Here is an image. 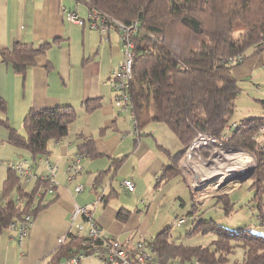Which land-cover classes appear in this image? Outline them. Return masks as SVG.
Here are the masks:
<instances>
[{
  "label": "trees",
  "instance_id": "obj_1",
  "mask_svg": "<svg viewBox=\"0 0 264 264\" xmlns=\"http://www.w3.org/2000/svg\"><path fill=\"white\" fill-rule=\"evenodd\" d=\"M88 13L95 12L108 26L122 35V27L135 25L130 34L132 49V78L127 92L131 113L137 129L151 122L165 124L179 140L182 148L174 154L166 153L169 164L161 177L169 180L180 174L178 161L185 148L198 133L210 134L221 141L225 149H238L251 154L255 167L251 187L264 192V143L259 137L264 131V97L257 100L262 114L243 117L231 126V117L240 92L233 69L244 60L264 50V0H81ZM121 41V39H120ZM15 41L9 48L0 49V60L23 76L35 63L38 53L49 48ZM86 110L99 105L98 99L87 100ZM7 104L0 96V125L7 130L6 141L26 150L34 162L46 155L48 142L60 140L68 133V126L77 113L70 105L30 109L23 117L21 130L10 124L5 116ZM233 127V128H231ZM231 129L226 134L224 130ZM77 149L89 157L97 156L93 140L81 137ZM122 159L111 162L115 172ZM35 172V171H34ZM110 169L99 173L93 188L100 185ZM36 174V173H35ZM36 174L33 185L26 189L17 172L8 168L0 188V232L23 224L29 215L31 223L38 212L52 203L57 195L46 191L47 181ZM192 187L198 191L200 187ZM200 188V189H198ZM200 192V191H199ZM216 197L225 201L230 213L229 192ZM194 198V195H192ZM194 212L189 215L194 216ZM126 209H119L117 217L125 221ZM262 217V216H260ZM169 227L151 239H145L151 255L160 264H224L237 248L243 250L236 264H264V235L243 226L231 230L215 221H199L190 233L213 232L216 237L210 246H185L170 239ZM102 238L69 229L58 246L45 258L44 264H58L78 255H93L102 246Z\"/></svg>",
  "mask_w": 264,
  "mask_h": 264
},
{
  "label": "crops",
  "instance_id": "obj_2",
  "mask_svg": "<svg viewBox=\"0 0 264 264\" xmlns=\"http://www.w3.org/2000/svg\"><path fill=\"white\" fill-rule=\"evenodd\" d=\"M66 10L75 11L82 24L69 21ZM88 14L81 0H0V49L15 41L35 46L50 43L23 76L0 60V96L7 104L5 116L10 124L20 130L30 109L70 105L77 113L67 135L50 140L46 155L34 162L26 150L6 141L7 130L0 125V188L11 161L26 158L37 175L47 172L46 158L57 164L56 199L38 212L23 233L18 224L0 232V264H44L59 240L81 221L80 216L73 218L75 206L90 205L101 235L135 243L155 236L147 237L153 204L163 203L173 190L174 199L185 204L172 178L161 177L169 164L166 153L172 155L182 148L179 140L160 122L137 129L130 109L115 104L111 73L124 58L120 31L114 26L105 32L92 28ZM233 74L241 81L239 93H251L242 80L249 77L255 81L264 74V50L236 66ZM255 86L257 96L264 97V81ZM93 99H98L99 105L86 110L85 102ZM79 136L93 140L97 156L89 157L77 149L82 141ZM77 158L80 171L69 180L68 166ZM115 159L122 161L113 172L110 166ZM108 169L110 173L95 190L97 175ZM34 179L25 181L33 185ZM125 179L134 183L133 191L122 185ZM186 182L192 189L190 181ZM78 183L83 184L80 191L76 190ZM119 209L129 211L125 221L118 219Z\"/></svg>",
  "mask_w": 264,
  "mask_h": 264
},
{
  "label": "rangeland",
  "instance_id": "obj_3",
  "mask_svg": "<svg viewBox=\"0 0 264 264\" xmlns=\"http://www.w3.org/2000/svg\"><path fill=\"white\" fill-rule=\"evenodd\" d=\"M82 6L83 9L84 5L82 4ZM83 13L85 14V10ZM243 79L242 81H246V89L253 91L248 94L246 91L239 93L240 95L238 94L235 110L231 117V126L233 123L238 124L243 117L262 114L260 105L255 100L256 97L261 98L260 95L257 96V93H255V85L259 81H264V74L255 81L249 80V77ZM240 83L241 81L238 82V85ZM224 132L228 134L231 129L225 128ZM259 137L264 143V131L260 133ZM216 139L219 143L210 140L203 144V140H201L198 148L193 150L194 153L193 151L192 155L190 153V157L184 152L179 159L178 169L185 180L178 174L171 178L174 187L178 190V195L184 199L185 204L182 205L180 199H174V190L172 195L169 194L164 199L163 203L153 204L155 210L151 220H148L147 237L154 236L170 226V239L174 242L182 243L185 246H210L216 237L213 232L187 234L194 224L208 220H213L219 226L231 230L248 226L253 231L264 235V192H259L255 187H251L252 180L249 178L243 181H240L241 179H230L254 168L255 160L246 151L221 147V141L218 138ZM51 143L52 141H49V144ZM242 156H245L246 162L241 161ZM183 162L187 166H183ZM186 179L188 182L190 181V184L201 186L202 192L192 190ZM228 179L230 180L228 181ZM30 182L21 179L24 188H30L32 185ZM228 191L229 202L233 204L229 205L230 213L226 212L224 204L226 206L227 204L225 201L220 200L219 203H216V197L212 196ZM206 193L210 195H206ZM192 195H194V198ZM191 211L195 213L194 216L189 215ZM179 219H183V222L179 223ZM242 257L243 250L237 248L224 264H236L235 261H241ZM80 262L101 264L94 254L82 256ZM172 264L179 263L174 261Z\"/></svg>",
  "mask_w": 264,
  "mask_h": 264
},
{
  "label": "built area",
  "instance_id": "obj_4",
  "mask_svg": "<svg viewBox=\"0 0 264 264\" xmlns=\"http://www.w3.org/2000/svg\"><path fill=\"white\" fill-rule=\"evenodd\" d=\"M66 17L71 22H76L82 24V20L78 17L75 11L66 10ZM88 19L90 26L92 28H98L101 31H106L109 26L106 24L104 18H100L95 12L88 14ZM135 31V25L131 27H122L120 36L121 43L124 47V58L119 67L115 68L111 75V85L113 90L116 91L115 104L118 107L131 109L130 96L127 92L129 82L132 78L131 64H132V49L133 43L130 40V34ZM264 44V41H263ZM203 140V144H206L207 141H214L219 143V141L211 136L210 134L198 133L194 139L189 143L185 148L187 156L194 153V149L198 148L199 143ZM193 151V153H192ZM190 155V156H191ZM189 156V157H190ZM47 163V172L39 176L40 179L47 181L46 191L48 193H53L56 187L55 173L57 170V164L50 163L48 158H46ZM183 166H187L183 162ZM8 167L21 177V179L29 180L31 178H36V174L32 168L31 163L26 158H19L8 163ZM69 176L68 179L72 180L77 172L80 171L78 165V158L72 162L69 166ZM122 185L128 190H134V183L125 179L122 181ZM193 187H199L198 185L191 184ZM201 187V186H200ZM83 188V184L78 183L76 185V190L80 191ZM98 201V200H97ZM93 205V204H92ZM90 205L85 206H75L73 218L77 216L81 217V221H77L73 224L74 228L78 232L86 231V234L93 238H102V246L94 251V255L98 257L101 264H160L156 260L147 247V242L145 239H139L135 243H131L129 240H119L115 237H105L100 234L99 229L97 228L89 209ZM31 218L29 215L25 216V222L31 224ZM179 223L183 222V219L178 220ZM26 226L23 224L20 226V231L23 233L26 230ZM63 239V238H62ZM59 240V243L62 241ZM85 256L84 254L74 255L68 258L63 259L58 264H79L80 258ZM45 264H51L49 262Z\"/></svg>",
  "mask_w": 264,
  "mask_h": 264
},
{
  "label": "water",
  "instance_id": "obj_5",
  "mask_svg": "<svg viewBox=\"0 0 264 264\" xmlns=\"http://www.w3.org/2000/svg\"><path fill=\"white\" fill-rule=\"evenodd\" d=\"M253 170H254V168H252L250 171H248L246 174L242 175L241 177H234V178H230V179H232V180H234V179H241L240 181H243L244 179H247L252 174ZM230 179H228V181Z\"/></svg>",
  "mask_w": 264,
  "mask_h": 264
},
{
  "label": "bare ground",
  "instance_id": "obj_6",
  "mask_svg": "<svg viewBox=\"0 0 264 264\" xmlns=\"http://www.w3.org/2000/svg\"><path fill=\"white\" fill-rule=\"evenodd\" d=\"M240 157H241V156H240ZM241 161L246 162V158H245V156H242ZM250 170H251V169H250ZM250 170H249V171H250ZM247 172H248V171L246 170L245 172H243L242 175L246 174ZM242 175H238V176H234V177H241Z\"/></svg>",
  "mask_w": 264,
  "mask_h": 264
}]
</instances>
